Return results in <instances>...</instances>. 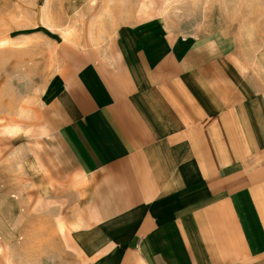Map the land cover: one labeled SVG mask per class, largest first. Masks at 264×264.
Masks as SVG:
<instances>
[{"label":"crops","instance_id":"1","mask_svg":"<svg viewBox=\"0 0 264 264\" xmlns=\"http://www.w3.org/2000/svg\"><path fill=\"white\" fill-rule=\"evenodd\" d=\"M83 9L30 140L32 197L13 218L7 195L0 222L32 217L54 264H264V71L229 36Z\"/></svg>","mask_w":264,"mask_h":264},{"label":"rangeland","instance_id":"2","mask_svg":"<svg viewBox=\"0 0 264 264\" xmlns=\"http://www.w3.org/2000/svg\"><path fill=\"white\" fill-rule=\"evenodd\" d=\"M95 1L0 0V218L7 195L13 218L16 198L32 197L28 152L32 136L43 130L40 106L57 71V46L75 33L83 8ZM114 3L130 14L110 17L113 29L154 16L191 40L229 36L238 49L248 50L253 69L264 71V0H107L110 10ZM134 11L152 14L134 15ZM20 161L22 166L17 167ZM22 177L24 192L17 189ZM17 219L0 222V264H52L48 254H41L47 248H38L42 240L33 235L32 217L29 223Z\"/></svg>","mask_w":264,"mask_h":264}]
</instances>
